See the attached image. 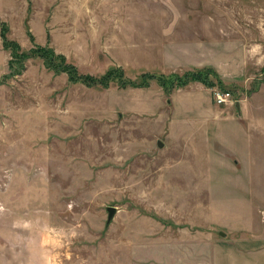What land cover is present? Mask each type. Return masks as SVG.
I'll return each instance as SVG.
<instances>
[{"label":"rangeland","instance_id":"rangeland-1","mask_svg":"<svg viewBox=\"0 0 264 264\" xmlns=\"http://www.w3.org/2000/svg\"><path fill=\"white\" fill-rule=\"evenodd\" d=\"M0 21L23 52L0 38V264H264V0H0Z\"/></svg>","mask_w":264,"mask_h":264},{"label":"trees","instance_id":"trees-1","mask_svg":"<svg viewBox=\"0 0 264 264\" xmlns=\"http://www.w3.org/2000/svg\"><path fill=\"white\" fill-rule=\"evenodd\" d=\"M5 32H6V26L3 22L0 21V38L3 43V46L9 49L10 51L11 60L9 61V65L13 67L14 64L19 65L21 63L23 52L21 53L20 51L21 48L15 41H12L6 38ZM30 53H33V55H38V56L41 55L42 57L46 58L47 60H49V63L52 67H55V68L61 67L62 69H65V70H70L73 68L72 66L67 67V66H63L59 64L63 57L59 55L53 57V54L50 50L36 49V50H31ZM59 58H60V61L54 62L55 60ZM215 73L216 72L213 67L207 66L205 68H202L196 71H188L182 75H179L176 73H171L169 75L161 74V73H159L158 75L142 74L141 80H143V82L146 83V82H150L152 78L156 77L159 80V82L162 84V86L165 87V91H169L172 89L175 82H178L180 85L188 84L190 82V79L202 80V82L206 83L209 86L213 84V80L210 79L209 76L212 74H213L212 76H214ZM103 79L107 81L105 76L103 77Z\"/></svg>","mask_w":264,"mask_h":264},{"label":"built area","instance_id":"built-area-1","mask_svg":"<svg viewBox=\"0 0 264 264\" xmlns=\"http://www.w3.org/2000/svg\"><path fill=\"white\" fill-rule=\"evenodd\" d=\"M232 97L230 92H225V91H218L216 92L215 99L217 102L220 104H223L225 101L230 99Z\"/></svg>","mask_w":264,"mask_h":264},{"label":"water","instance_id":"water-1","mask_svg":"<svg viewBox=\"0 0 264 264\" xmlns=\"http://www.w3.org/2000/svg\"><path fill=\"white\" fill-rule=\"evenodd\" d=\"M158 146L159 147H162L163 146V143L161 141H158ZM106 210H107V220H106V223H109L111 221V219L113 218V216H114L115 207L108 206V207H106Z\"/></svg>","mask_w":264,"mask_h":264}]
</instances>
